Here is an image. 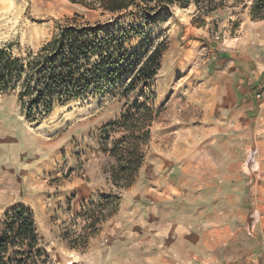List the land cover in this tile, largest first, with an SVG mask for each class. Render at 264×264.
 I'll list each match as a JSON object with an SVG mask.
<instances>
[{
  "label": "rangeland",
  "instance_id": "1",
  "mask_svg": "<svg viewBox=\"0 0 264 264\" xmlns=\"http://www.w3.org/2000/svg\"><path fill=\"white\" fill-rule=\"evenodd\" d=\"M253 1L229 3L211 14L193 5L173 7L147 19L142 35L131 46L161 47L160 69L128 99L116 91L55 106L42 119L30 122L16 93L0 97V224L15 209L30 211L38 238L34 253L40 264H100L110 245L111 225L125 220L138 205L136 194L141 192L147 160L167 155L174 146L185 145L192 132L212 125L207 113L217 93L219 73L224 72L231 86L232 78L233 84L237 80L233 71L238 60L247 62L251 76L256 65L264 68V20H251ZM112 23L143 26L137 13L101 14L68 0H0V44H10L19 56L36 53L62 27ZM257 93L258 145L247 150L243 173L261 180L264 77ZM132 102L146 103L159 113L142 147L145 156L135 181L122 189L112 185L108 172L112 160L95 137ZM121 137L114 133L111 140ZM104 197L113 199L105 202ZM247 231L254 234L250 226Z\"/></svg>",
  "mask_w": 264,
  "mask_h": 264
},
{
  "label": "crops",
  "instance_id": "2",
  "mask_svg": "<svg viewBox=\"0 0 264 264\" xmlns=\"http://www.w3.org/2000/svg\"><path fill=\"white\" fill-rule=\"evenodd\" d=\"M246 65L234 63L231 86L219 73L212 125L143 165L138 205L111 225L100 264H264V177L243 173L264 68Z\"/></svg>",
  "mask_w": 264,
  "mask_h": 264
},
{
  "label": "trees",
  "instance_id": "3",
  "mask_svg": "<svg viewBox=\"0 0 264 264\" xmlns=\"http://www.w3.org/2000/svg\"><path fill=\"white\" fill-rule=\"evenodd\" d=\"M71 4L101 14L137 13L143 26L68 25L36 53L19 56L10 44H0V97L16 93L27 121L36 122L55 106L114 94L128 99L151 82L160 69L163 49L132 48L142 35L147 19L158 18L173 7L193 5L211 14L241 4L243 0H68ZM252 21L264 20V0H254ZM159 110L146 103H126L119 118L103 126L95 137L108 164L110 181L117 188H130L144 160L142 147L149 141L150 128ZM121 133L120 140H111ZM111 201L113 198H101ZM102 215V210H99ZM99 219V216H97ZM99 221V220H98ZM38 238L33 216L15 209L0 224V264H40L35 254ZM42 263V262H41Z\"/></svg>",
  "mask_w": 264,
  "mask_h": 264
},
{
  "label": "built area",
  "instance_id": "4",
  "mask_svg": "<svg viewBox=\"0 0 264 264\" xmlns=\"http://www.w3.org/2000/svg\"><path fill=\"white\" fill-rule=\"evenodd\" d=\"M259 97V96H258ZM250 230H251V232L253 231V225L252 226H250Z\"/></svg>",
  "mask_w": 264,
  "mask_h": 264
}]
</instances>
